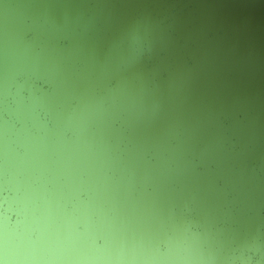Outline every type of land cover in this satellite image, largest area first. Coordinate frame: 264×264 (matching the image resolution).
Here are the masks:
<instances>
[{
	"label": "water",
	"instance_id": "1",
	"mask_svg": "<svg viewBox=\"0 0 264 264\" xmlns=\"http://www.w3.org/2000/svg\"><path fill=\"white\" fill-rule=\"evenodd\" d=\"M21 176L172 264H264V0H0V264Z\"/></svg>",
	"mask_w": 264,
	"mask_h": 264
},
{
	"label": "clouds",
	"instance_id": "2",
	"mask_svg": "<svg viewBox=\"0 0 264 264\" xmlns=\"http://www.w3.org/2000/svg\"><path fill=\"white\" fill-rule=\"evenodd\" d=\"M43 98L21 91L22 111L40 112ZM41 134L43 124L41 123ZM13 205L5 191L3 246L5 259L16 264H172L190 258L192 248L183 235L165 234L149 244L127 235L104 211L69 210L54 206L36 184L20 177Z\"/></svg>",
	"mask_w": 264,
	"mask_h": 264
}]
</instances>
